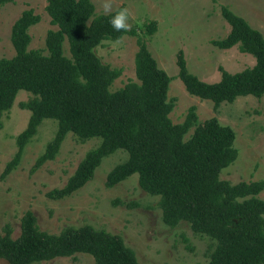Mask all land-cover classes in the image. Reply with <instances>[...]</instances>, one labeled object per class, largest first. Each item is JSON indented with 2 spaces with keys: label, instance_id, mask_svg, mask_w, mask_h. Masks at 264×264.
Returning <instances> with one entry per match:
<instances>
[{
  "label": "trees",
  "instance_id": "1",
  "mask_svg": "<svg viewBox=\"0 0 264 264\" xmlns=\"http://www.w3.org/2000/svg\"><path fill=\"white\" fill-rule=\"evenodd\" d=\"M12 1L0 0V6ZM45 1L55 26L46 32L45 50L29 47V27L41 18L30 7L11 26L14 54L0 57V117L12 106L18 90L32 94L21 103L30 115L16 136L17 150L2 176L18 164L41 121L55 119V134L35 159L32 171L55 157L68 132L80 141L99 137L100 142L87 150L62 186L46 192L48 197L71 195L93 177L105 156L122 149L128 156L108 171L106 186L137 173L140 188L158 196L165 224L185 221L194 232L214 241L206 264H264V199L259 196L264 180L231 183L220 178L221 170L238 154L234 130L215 116L199 122L194 106L188 107L181 122L172 121L174 102L167 96L170 76L158 66L142 37H137L134 55L136 79L111 90L122 69L102 62L95 47L125 33L137 34L136 30H114L109 19L119 9L96 13L91 0ZM221 14L229 31L212 43L219 48L237 45L254 56L252 66L237 72L219 67V80L207 82L188 70L182 50L176 55L177 76L187 92L210 100L215 110L238 96L264 93L263 34L225 5ZM145 28L152 34L155 22ZM81 252L93 257L92 264H147L137 259L119 234L90 224L47 232L29 209L20 218L17 236L9 224L0 230V259L5 264H31Z\"/></svg>",
  "mask_w": 264,
  "mask_h": 264
},
{
  "label": "rangeland",
  "instance_id": "2",
  "mask_svg": "<svg viewBox=\"0 0 264 264\" xmlns=\"http://www.w3.org/2000/svg\"><path fill=\"white\" fill-rule=\"evenodd\" d=\"M91 1L96 13L126 8L127 30L135 29L137 33H125L116 40H103L95 47L102 62L122 69L110 89L115 90L129 79H136L134 55L138 49L137 37H142L158 66L170 76L167 96L174 102L169 114L172 121L181 122L188 107L194 106L199 122L215 116L221 124L234 130V146L238 154L221 170L220 178L231 183L264 180V93L260 97L238 96L233 102H222L215 110L210 100L187 92L177 76L176 64L177 52L182 50L188 70L207 82L219 80V67L237 72L252 66L255 63L253 55L240 51L237 45L219 48L212 40L224 37L229 31V24L221 14L222 5L245 18L264 36V0H110L109 11L104 9L105 0ZM45 4V0H14L0 6V57L14 54L11 26L20 12L30 7L41 18L29 27V47L45 50L46 32L55 28ZM152 21L155 30L149 34L145 25ZM65 54H69L67 42ZM31 96L27 90H18L12 106L0 117V230L9 224L12 235L17 236L20 218L29 209L36 216L38 226L47 232L58 233L65 226L90 224L119 234L143 263H207L214 241L194 232L185 221L175 226L165 224L157 204L158 196L140 188L137 173L113 186L105 185L108 171L128 156L122 149L105 156L93 177L71 195L63 198L46 195L49 189L66 182L87 150L99 144V137L80 141L68 132L55 157L32 171L35 159L57 128L55 119L44 118L24 145L18 164L2 176L6 163L17 150L16 136L25 128L30 115L21 103ZM259 196L264 199V188ZM132 202L136 205H129ZM92 263L93 257L81 252L31 264ZM0 264L5 261L0 259Z\"/></svg>",
  "mask_w": 264,
  "mask_h": 264
},
{
  "label": "clouds",
  "instance_id": "3",
  "mask_svg": "<svg viewBox=\"0 0 264 264\" xmlns=\"http://www.w3.org/2000/svg\"><path fill=\"white\" fill-rule=\"evenodd\" d=\"M104 9L105 11H109L111 9L110 0H105ZM127 21H128V10L126 8H121L115 11V13L109 19L110 25L116 31H120L121 29L126 31L129 27Z\"/></svg>",
  "mask_w": 264,
  "mask_h": 264
}]
</instances>
